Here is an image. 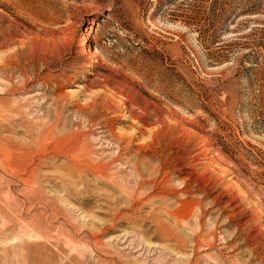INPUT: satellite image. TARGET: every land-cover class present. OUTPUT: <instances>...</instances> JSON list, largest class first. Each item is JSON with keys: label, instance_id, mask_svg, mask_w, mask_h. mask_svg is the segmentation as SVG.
Here are the masks:
<instances>
[{"label": "rangeland", "instance_id": "rangeland-1", "mask_svg": "<svg viewBox=\"0 0 264 264\" xmlns=\"http://www.w3.org/2000/svg\"><path fill=\"white\" fill-rule=\"evenodd\" d=\"M0 264H264V0H0Z\"/></svg>", "mask_w": 264, "mask_h": 264}]
</instances>
